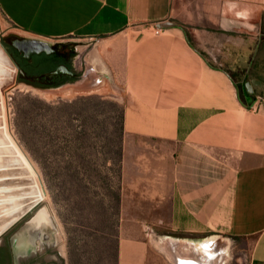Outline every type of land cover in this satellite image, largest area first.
<instances>
[{"label": "crops", "instance_id": "obj_1", "mask_svg": "<svg viewBox=\"0 0 264 264\" xmlns=\"http://www.w3.org/2000/svg\"><path fill=\"white\" fill-rule=\"evenodd\" d=\"M214 1L0 0V6L18 30L35 22L59 37L80 28L84 40L98 39V53L122 55L116 66L127 94L123 177L135 156L140 181L153 185L146 194L162 198L166 216L159 222L189 239L179 240L176 252L198 256L186 245L195 240L206 253L224 249L226 262L228 245L248 239L250 264H264V17L213 14ZM173 3L204 12L171 17ZM164 21L172 25L155 32ZM149 24L152 33L132 30ZM167 237L156 243L164 252ZM149 258L144 242L120 239L117 264H150Z\"/></svg>", "mask_w": 264, "mask_h": 264}, {"label": "rangeland", "instance_id": "obj_2", "mask_svg": "<svg viewBox=\"0 0 264 264\" xmlns=\"http://www.w3.org/2000/svg\"><path fill=\"white\" fill-rule=\"evenodd\" d=\"M228 2L222 4L215 0L213 14L241 13L254 18L261 14L264 17V0H255L257 4L249 5L238 4V0ZM202 12L204 10L199 7L173 3L169 15L178 18L180 14ZM14 23L0 6V53L3 56L0 67H9L0 91V135L34 183L42 201L39 207L52 217L59 250L67 259V228H73L77 235L76 245L80 248V264H114V259L117 264L115 253L118 254L122 238L144 242L150 264H169L170 258L156 243L165 234L177 239L184 237L159 222L166 216L159 205L162 198L146 194L148 184L151 189L153 185L140 181L138 172L142 165L139 159L130 156L124 177L121 169L118 216L114 215L113 204L107 197L106 185L114 192L117 183V176L108 167L111 166L110 158L117 157L119 146L123 155L126 141L121 117L127 94L118 72L120 67L116 66L122 55L98 53L95 50L98 39L95 43L84 40L80 28L64 36L49 37L45 28L32 25L35 22H29L31 28L25 30H18ZM137 29L147 34L155 28L150 24L132 28ZM25 37H40L49 42L54 51L63 52L66 58L74 52L70 58L76 72L72 82L40 91L18 80V68L3 51L1 40L11 44L12 40ZM261 37V60L264 61L263 33ZM110 63H113V71ZM261 77L259 81L264 92V64ZM96 79L98 82L93 85ZM4 111L6 122L2 117ZM140 151L136 149V153ZM103 197L98 209L95 202ZM228 248L230 254L224 264H250V240L235 239Z\"/></svg>", "mask_w": 264, "mask_h": 264}, {"label": "flooded vegetation", "instance_id": "obj_3", "mask_svg": "<svg viewBox=\"0 0 264 264\" xmlns=\"http://www.w3.org/2000/svg\"><path fill=\"white\" fill-rule=\"evenodd\" d=\"M15 40L20 39L12 40L11 44L1 40V44L9 60L18 68V80L52 85L75 77L71 57H65L59 66H66L73 76L59 73L45 76V80L27 77L36 67L32 56L37 54L24 57L14 47ZM1 60L3 56L0 53ZM8 69L7 66L0 67V91ZM41 203L34 183L0 135V264H67V259L58 248L52 217L41 207L22 216L33 205Z\"/></svg>", "mask_w": 264, "mask_h": 264}, {"label": "trees", "instance_id": "obj_4", "mask_svg": "<svg viewBox=\"0 0 264 264\" xmlns=\"http://www.w3.org/2000/svg\"><path fill=\"white\" fill-rule=\"evenodd\" d=\"M74 54V52H70L69 53V58L72 57ZM33 64L35 67V69L31 72L28 73L27 77H39L42 79H47L45 76L48 72L53 71L54 69L57 68V66H59V64L61 62H63V59L65 58V55L63 54V52L59 51V50H55L54 53L52 54H39V55H33ZM68 66V65H67ZM26 78V77H25ZM20 81H23L25 83L28 84H32L35 87H39V88H51V87H58L60 85H62L67 81H61L59 83H55L52 85H48L46 84H40V83H33L24 79H21ZM122 118V123H121V129L123 126V118L124 115L121 117ZM124 130V127H123ZM79 137L78 139L80 140V132L78 133ZM122 150L121 147L119 146L117 148V157L116 158H110V163L111 166H108L109 169L113 172V174L115 176H117V183L115 186V191L112 192V188L110 186H107V189L109 190V194H108V200L113 204L114 207V215L118 216L120 213V201H121V196H120V189H119V179H121V169H122ZM107 175L106 178L103 177L104 180L107 179ZM108 183V182H106ZM114 188V187H113ZM104 197L101 198L100 200L96 201L95 204L97 205L98 209H100L101 205H102V201H103ZM86 208L88 207V204H85ZM67 235H68V258H67V264H80V248L76 245V230L75 229H70L67 228ZM117 256L118 258V254L115 253V257ZM114 264H115V259H114Z\"/></svg>", "mask_w": 264, "mask_h": 264}, {"label": "water", "instance_id": "obj_5", "mask_svg": "<svg viewBox=\"0 0 264 264\" xmlns=\"http://www.w3.org/2000/svg\"><path fill=\"white\" fill-rule=\"evenodd\" d=\"M172 23L170 21H164V22H158L156 24V28H162V27H167V26H171ZM51 44L45 40L39 39V38H29V37H25L23 39L20 40H15L14 41V47L23 53L24 57H29L33 54H41V53H45V54H50L52 52H54V50L51 48ZM89 69H92V65H89ZM59 73H64L68 76H73V73L64 65H60L58 66L56 69H54L53 71H50L46 74V76H52V75H56ZM72 82V81H70ZM68 82V83H70ZM97 79L92 81L93 85L97 84ZM30 86V88H33L35 90H43L42 88L39 87H34L33 85H28ZM31 165V163H30ZM40 204H35L33 205L29 210H27L24 214H22V216L26 215L27 212L34 210L36 208L39 207ZM21 216V217H22ZM182 240H189V239H177V238H173V237H167L165 238V242H166V252L167 255L170 257V260L173 264H176L175 258H174V247L173 245L175 244H179V242ZM193 242H197L195 240H190ZM182 243H184V241H182ZM169 244V245H168ZM210 244V242H209ZM220 256V252H216L214 257L211 258V261H218V257ZM196 258V255H195Z\"/></svg>", "mask_w": 264, "mask_h": 264}, {"label": "bare ground", "instance_id": "obj_6", "mask_svg": "<svg viewBox=\"0 0 264 264\" xmlns=\"http://www.w3.org/2000/svg\"><path fill=\"white\" fill-rule=\"evenodd\" d=\"M5 112L6 111H4V115H2V117H4V120L6 122ZM187 244H189V246L192 247L194 250H195V247H197L198 249L195 252L198 253L200 256L198 255L195 258L194 255L191 256L189 254V251L188 252H179V251L176 252L177 245L175 244L173 247H174V258H175L176 264H208V263L209 264H224L225 257H226V253H225V250L224 249H223V251L220 252V256L218 257V261L216 262L214 260L213 261L210 260L211 258L214 257L216 251H213L210 248L209 253L208 252L206 253L205 252V249H204L205 247L204 246L203 247L200 246L199 243H196V242L195 243L194 242H188V243H186V245ZM210 253L211 254L214 253V255H210Z\"/></svg>", "mask_w": 264, "mask_h": 264}, {"label": "built area", "instance_id": "obj_7", "mask_svg": "<svg viewBox=\"0 0 264 264\" xmlns=\"http://www.w3.org/2000/svg\"><path fill=\"white\" fill-rule=\"evenodd\" d=\"M160 29H155V32H158Z\"/></svg>", "mask_w": 264, "mask_h": 264}]
</instances>
